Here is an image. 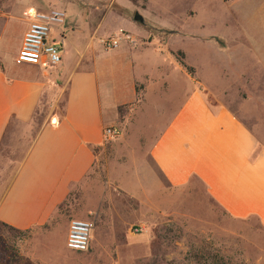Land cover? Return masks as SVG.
I'll use <instances>...</instances> for the list:
<instances>
[{"label": "rangeland", "instance_id": "374dc122", "mask_svg": "<svg viewBox=\"0 0 264 264\" xmlns=\"http://www.w3.org/2000/svg\"><path fill=\"white\" fill-rule=\"evenodd\" d=\"M225 1L0 0V23L13 14L0 32L3 60H12L26 9L35 2L49 5L64 12L55 30L62 35L64 64L78 56L79 67L92 63L106 101L135 98L104 124L112 133L94 148L91 167L44 223L20 233L0 226V264H264V230L254 216L227 215L194 176L176 188L162 186L146 156L171 114L193 94L195 102L219 100L240 115L243 108L259 113L264 128V99H246L237 74L243 65L228 73L223 33H235V10ZM120 16L136 33L117 27ZM119 34L122 39L108 45ZM59 64H32V73L46 83L32 116L10 119L0 138V194L39 127L62 112ZM244 67L249 77L258 69L250 58ZM73 217L93 221L84 251L64 245Z\"/></svg>", "mask_w": 264, "mask_h": 264}, {"label": "crops", "instance_id": "0c3cea01", "mask_svg": "<svg viewBox=\"0 0 264 264\" xmlns=\"http://www.w3.org/2000/svg\"><path fill=\"white\" fill-rule=\"evenodd\" d=\"M225 3L235 10L231 15L235 33H223L228 73L242 64L237 74L245 84L246 99H264V0ZM34 4L26 9L11 62L3 60L0 46V138L10 119L24 121L32 116L46 83L32 73V64L15 61L29 13L52 7ZM11 16L4 15L0 32ZM119 18L118 28L132 29V22ZM245 58L258 66L252 77L244 67ZM78 59L68 66L60 58L57 74L65 87L62 112L57 120L39 127L0 194V221L11 226L26 229L50 217L70 186L91 167L94 147L105 137L104 124L116 116L120 104L135 100L106 101L92 63L79 67ZM136 82L131 83L135 97ZM191 97L176 108L146 151L162 176L161 185L176 188L194 176L227 215H252L264 230V128L259 113L243 108L240 115L219 100L195 102Z\"/></svg>", "mask_w": 264, "mask_h": 264}, {"label": "built area", "instance_id": "2783aa9c", "mask_svg": "<svg viewBox=\"0 0 264 264\" xmlns=\"http://www.w3.org/2000/svg\"><path fill=\"white\" fill-rule=\"evenodd\" d=\"M64 21V12L59 8L46 10H33L29 13V19L22 33L19 47L15 55L16 62L30 64L55 65L60 61L62 53V35L57 30ZM122 34L107 40L108 45L115 46L122 39ZM111 129H103L104 136L110 135ZM93 229L91 219L73 217L68 220L64 245L74 251H84L88 248ZM140 226H134L133 230H140Z\"/></svg>", "mask_w": 264, "mask_h": 264}, {"label": "trees", "instance_id": "16d2710c", "mask_svg": "<svg viewBox=\"0 0 264 264\" xmlns=\"http://www.w3.org/2000/svg\"><path fill=\"white\" fill-rule=\"evenodd\" d=\"M35 111H36V109L34 110V112H35ZM94 148H96V147H94ZM59 204H60V203H59ZM59 204H58V205H59ZM58 205H57V206H58ZM0 226H1V227H4V228H6V230L11 231V232H14V233H20L21 231L24 230V229H21V228H17V227L11 226V225H9V224L3 222V221H0Z\"/></svg>", "mask_w": 264, "mask_h": 264}, {"label": "water", "instance_id": "95a60500", "mask_svg": "<svg viewBox=\"0 0 264 264\" xmlns=\"http://www.w3.org/2000/svg\"><path fill=\"white\" fill-rule=\"evenodd\" d=\"M133 18L135 19V18H139L140 19V17L139 16H137V15H133Z\"/></svg>", "mask_w": 264, "mask_h": 264}]
</instances>
